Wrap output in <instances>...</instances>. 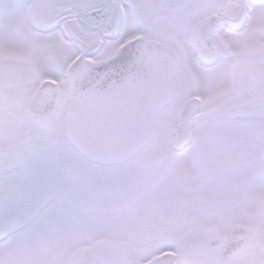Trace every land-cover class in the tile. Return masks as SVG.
Here are the masks:
<instances>
[{"label":"snow or ice","instance_id":"1","mask_svg":"<svg viewBox=\"0 0 264 264\" xmlns=\"http://www.w3.org/2000/svg\"><path fill=\"white\" fill-rule=\"evenodd\" d=\"M0 264H264V0H0Z\"/></svg>","mask_w":264,"mask_h":264}]
</instances>
